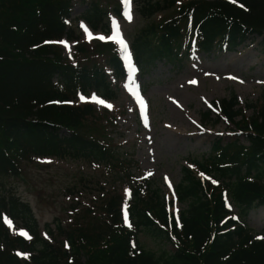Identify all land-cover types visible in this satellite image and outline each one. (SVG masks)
<instances>
[{
  "label": "trees",
  "instance_id": "1",
  "mask_svg": "<svg viewBox=\"0 0 264 264\" xmlns=\"http://www.w3.org/2000/svg\"><path fill=\"white\" fill-rule=\"evenodd\" d=\"M78 1L86 10L74 16ZM136 1L144 17L171 13L136 34L131 47L141 69L158 60L184 64L193 43L201 52H233L250 41L264 53V0ZM113 8L122 18V5ZM111 13L101 0H0V264H264V234L245 220L264 207V103L236 121L244 115L234 93L219 101L218 117L236 121L247 144L217 137L206 156L188 160L176 186L185 207L177 213L148 180L131 187L129 203L116 189H104L100 201L76 211L68 225L42 229L30 203L7 182L37 157L86 160L108 167L114 184L133 181V153L100 127L86 129L84 121L97 110L76 103L93 91L105 100L116 97L112 81L127 76L120 47L107 41L99 48L107 53L103 61L74 63L54 43L79 40L81 21L110 32ZM211 114L204 112L203 120ZM139 234L157 248L136 245Z\"/></svg>",
  "mask_w": 264,
  "mask_h": 264
},
{
  "label": "rangeland",
  "instance_id": "2",
  "mask_svg": "<svg viewBox=\"0 0 264 264\" xmlns=\"http://www.w3.org/2000/svg\"><path fill=\"white\" fill-rule=\"evenodd\" d=\"M101 1L112 12L108 21L110 32L93 30L86 22H79L76 28L79 40L56 43L67 60L103 61L107 53L100 52L99 48L113 40L112 37L121 36L132 43L142 28L171 14L166 11L144 17L138 12L137 1L131 0L129 20V12L123 7L125 0ZM118 4L122 5V18L114 12L113 6ZM85 10L86 4L76 2L74 16ZM82 46L85 53L78 52ZM192 50L184 64L175 66L158 60L145 70L136 69L131 53L134 64L126 78L112 81L116 97L105 100L93 92L76 101L92 103L97 110L95 119L84 121L86 129L100 127L124 151L133 153L137 163L133 181L119 180L114 184V174L105 165L57 157L25 160L21 175L7 180L14 192L30 203L42 229L47 223L68 225L76 211L98 203L104 189H107L105 192L116 189L124 203H129L131 187L148 180H154L162 188L168 210L177 213L185 207L177 199L176 186L182 178V168L191 166L188 160L206 156L217 137L225 143L240 139L247 144L238 130L240 125L235 126V122L247 120L253 114V107L264 103V53L258 44L250 41L234 52L220 49L201 52L193 47ZM233 93L238 97L240 114L244 115H239L234 122L226 116L218 117L219 101L229 99ZM206 111H212L209 121L203 120ZM228 200L233 213L237 212L238 208ZM245 220L257 233L264 234V207L251 211ZM138 236L136 245L141 242L148 248H157L155 240L143 234Z\"/></svg>",
  "mask_w": 264,
  "mask_h": 264
},
{
  "label": "snow or ice",
  "instance_id": "3",
  "mask_svg": "<svg viewBox=\"0 0 264 264\" xmlns=\"http://www.w3.org/2000/svg\"><path fill=\"white\" fill-rule=\"evenodd\" d=\"M232 2H236V0H232ZM125 3L129 5V8L131 6V0H125ZM128 19L130 20L131 19V14H130V11H129V15H128ZM119 35V34H118ZM101 39H104V37H100ZM114 39L116 37H113ZM119 42L124 46V50L127 51V45L125 43V41L122 39V37L119 39ZM192 83H195V81H192ZM99 103H104L103 101H98ZM141 103L143 104V100H141ZM109 107H111V105H108ZM203 175V174H201ZM213 183H215V181H212ZM126 215V213H125Z\"/></svg>",
  "mask_w": 264,
  "mask_h": 264
}]
</instances>
